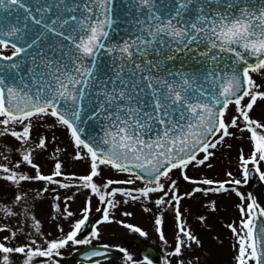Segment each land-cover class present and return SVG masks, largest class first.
<instances>
[{
    "label": "snow or ice",
    "instance_id": "1",
    "mask_svg": "<svg viewBox=\"0 0 264 264\" xmlns=\"http://www.w3.org/2000/svg\"><path fill=\"white\" fill-rule=\"evenodd\" d=\"M60 129L72 158L88 163L86 174L66 172ZM245 134L240 178L189 175L211 169L217 150ZM0 137L16 141L0 151V180L13 189L0 206V264H62L66 252L81 264H114L117 254L121 264H154L151 254L137 260L103 242V225L148 236L117 218L129 202L156 209L162 264H202L204 244L182 201L229 193L239 198V219L223 224L231 264H264V203L241 191L264 184V0H0ZM44 153L52 156L49 173L37 160ZM181 179L190 190L181 193ZM31 182L39 187L30 199L23 185ZM71 189L89 193L78 212ZM48 196L57 236L34 211ZM202 206L217 210L215 199ZM169 209L178 222L171 240Z\"/></svg>",
    "mask_w": 264,
    "mask_h": 264
},
{
    "label": "rangeland",
    "instance_id": "2",
    "mask_svg": "<svg viewBox=\"0 0 264 264\" xmlns=\"http://www.w3.org/2000/svg\"><path fill=\"white\" fill-rule=\"evenodd\" d=\"M255 116H261V109L257 108L254 112ZM46 127V125H45ZM35 135V133H34ZM50 135V133H49ZM57 135V146L66 149V152L60 153V158L65 162V170L68 173L76 174H86L88 172V163L86 161H77L72 158L73 155V146L70 142V139L64 129H60L56 133ZM247 134H245V139L240 140L237 138H231L228 140V143L232 145L229 149L227 145L217 150L215 159L212 161L213 166L215 165V175L214 167L211 169L206 166H202L198 169H189V175L194 177L202 178L208 177L213 179H228L226 176L227 171H232L237 178L239 177L238 172V150L244 148L245 152L248 151V141L246 139ZM16 141L11 137H0V151L4 150L5 146L15 145ZM52 151V148H49V152ZM13 156V160H15ZM38 162L43 164V171L49 173L52 168V156L48 153L41 154L37 158ZM198 170V171H197ZM200 170V171H199ZM26 171L31 172L30 168ZM119 174L113 172H105L104 176H116ZM179 173H174V178L178 177ZM219 177V178H217ZM66 182V181H65ZM28 191L29 198L31 199L32 193L39 187V182H31L23 185ZM180 191L183 193L186 190H190L192 185L185 183L182 179L180 180ZM13 189L5 184L4 181L0 180V206L5 201H9V193ZM61 194L65 192L64 189L59 190ZM241 191H253V193L258 197L261 203H264V198L261 196L264 194V184L260 183L258 180L254 185L241 186ZM76 194V199L70 201L71 210L78 212L82 207L85 196L89 193L87 190H83L79 193L76 192V189H71L69 194ZM159 194H152V199H157ZM121 197L118 195L117 199ZM209 199H215L217 202V210L215 212L209 211L207 208L203 207L202 204H207ZM51 196H48L46 199L37 198L34 205V211L38 218L41 219L43 229L46 232H49L52 236H57L59 233L56 229V224L60 221L52 220L51 215L54 214L53 209L50 207ZM239 203L238 197L235 193L229 194H217L211 197H203L198 194L196 198L185 199L182 201V211H184L185 217L187 218L189 224L193 227L194 231L202 238L204 248L202 253V264H231V255L232 250L230 248L231 244V233L223 227V224L239 219V212L236 208V205ZM98 202L95 197H93V214L92 218L98 217L100 214L95 212V207ZM145 206L152 207L151 204L144 205L142 203H132L129 202L127 205H121L119 211H117L116 216L118 219H124L127 223H132L141 227L144 231L148 232V236H141L139 233L130 231L127 228H124L117 224L103 225V242H111L112 244H118L126 249L133 255L137 260L142 259L140 256V251L135 250L128 243V239L132 236H141L145 238L148 246L152 247L161 258L157 264H162V246L158 239V235L155 232L154 226V213L156 209L153 208V213H147L143 211ZM121 211H132L134 215L132 217H123L120 215ZM204 214L208 217V220L202 224L198 220V216ZM177 221L174 215V212L169 209L165 216L164 231L169 238L172 239L174 234L177 231ZM65 230H68V222H64ZM219 236L220 240L223 243H219L215 237ZM72 254L66 252L65 257H70ZM114 264H121V260H114Z\"/></svg>",
    "mask_w": 264,
    "mask_h": 264
},
{
    "label": "water",
    "instance_id": "3",
    "mask_svg": "<svg viewBox=\"0 0 264 264\" xmlns=\"http://www.w3.org/2000/svg\"><path fill=\"white\" fill-rule=\"evenodd\" d=\"M130 242L133 243V246L134 247H142L143 246V243H144L143 240H142V238H139V237H135V238L131 239ZM141 253H142V256L151 254L150 255V258H153L154 259V262L157 261V260H155V258L158 257V256L153 251V249H150V248L145 247L141 251ZM116 258H120V255L117 254ZM81 260H82V257L77 254V255H74L71 259L66 260L64 262V264H79V263H81Z\"/></svg>",
    "mask_w": 264,
    "mask_h": 264
}]
</instances>
